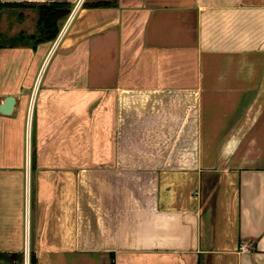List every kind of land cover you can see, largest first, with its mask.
<instances>
[{"label":"crops","instance_id":"obj_1","mask_svg":"<svg viewBox=\"0 0 264 264\" xmlns=\"http://www.w3.org/2000/svg\"><path fill=\"white\" fill-rule=\"evenodd\" d=\"M0 3V264H264V0Z\"/></svg>","mask_w":264,"mask_h":264},{"label":"trees","instance_id":"obj_2","mask_svg":"<svg viewBox=\"0 0 264 264\" xmlns=\"http://www.w3.org/2000/svg\"><path fill=\"white\" fill-rule=\"evenodd\" d=\"M115 1V0H114ZM111 4L110 2H102L96 3V7H104ZM17 5V4H15ZM9 5V6H15ZM0 3V7H2ZM8 6V5H5ZM19 6H30V5H19ZM38 10V32L40 35H33L29 38L32 39L33 44L42 41H53L58 33V21L65 18L69 11L70 5L67 3H51L47 5H39L37 6ZM29 264H35V260L33 258L30 259Z\"/></svg>","mask_w":264,"mask_h":264},{"label":"water","instance_id":"obj_3","mask_svg":"<svg viewBox=\"0 0 264 264\" xmlns=\"http://www.w3.org/2000/svg\"><path fill=\"white\" fill-rule=\"evenodd\" d=\"M14 104V98L11 96H8L5 98L3 106L0 107V112L2 113H10V111L12 110Z\"/></svg>","mask_w":264,"mask_h":264},{"label":"built area","instance_id":"obj_4","mask_svg":"<svg viewBox=\"0 0 264 264\" xmlns=\"http://www.w3.org/2000/svg\"><path fill=\"white\" fill-rule=\"evenodd\" d=\"M56 43V42H55ZM27 130H28V132H29V123H28V128H27ZM27 132V133H28ZM240 250L241 251H247L248 250V248H247V245L246 244H242L241 246H240ZM24 264H28V260H27V258H25V260H24Z\"/></svg>","mask_w":264,"mask_h":264}]
</instances>
